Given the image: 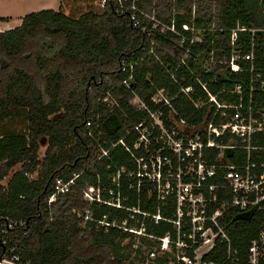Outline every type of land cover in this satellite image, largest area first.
<instances>
[{
	"label": "trees",
	"instance_id": "16d2710c",
	"mask_svg": "<svg viewBox=\"0 0 264 264\" xmlns=\"http://www.w3.org/2000/svg\"><path fill=\"white\" fill-rule=\"evenodd\" d=\"M136 5L162 24L173 21L177 32L189 40L191 34L181 26L193 23L202 41L181 43L177 34L152 31L147 19H142L146 25L142 32L111 0L100 13L90 10L77 18L60 7L32 12L17 27L0 31V182L19 166L5 187L0 184V217L26 222V235L22 229L8 241L16 237L23 258L31 264H134L129 260L130 246L122 248L116 241L123 228L142 229L144 235L139 238L150 251H159L158 242L147 235H175L172 224L152 218L156 214L173 218V195L158 199L155 183L146 176L137 187V174L151 172L149 160L161 145L155 142L154 131L149 147L133 148L138 134L131 130L147 116L131 106L134 96L154 111L157 107L151 97L163 88L173 97L175 118L194 126H200L204 117L207 123L213 110L208 113L205 106L196 111L179 91L192 86L193 98L205 103L208 97L199 82L219 102L236 105L240 99L251 100L254 110L264 111V0H139ZM237 26L244 31H238L231 44L230 35ZM149 50L153 54L146 55ZM130 53L139 59L133 80L128 86L119 85L127 77L119 61ZM233 55H252V59L242 61V71L233 72L227 64ZM236 86H241L240 94L232 92ZM107 92L117 105L109 107L102 101ZM22 114L27 124L24 132L3 130V121ZM167 114L168 108L163 117L166 126ZM86 122L92 124L93 137L88 136ZM121 138L132 155L121 145L112 147ZM43 139L47 146L39 159ZM252 144L264 147L263 135H256ZM101 150L108 152L99 159ZM163 154L175 171L176 157ZM225 155L233 163L245 158L241 150L235 156L227 150ZM136 159L142 162L137 164ZM259 160L264 161V153H259ZM166 169L162 167V172ZM121 170L117 184L113 183ZM74 175L78 176L69 191L48 204L54 180L67 181ZM88 185L100 188L103 203L83 199ZM116 198L120 207L104 203ZM85 210L91 212L92 220L84 223L77 214ZM231 214L225 222L226 233L237 248L238 264H246L248 242L257 233L259 218ZM103 219L109 226L98 223ZM135 252L141 254L139 248ZM223 256L220 245L206 258L221 261ZM166 257H156L155 263L167 264ZM169 257L174 261L173 255Z\"/></svg>",
	"mask_w": 264,
	"mask_h": 264
},
{
	"label": "built area",
	"instance_id": "2783aa9c",
	"mask_svg": "<svg viewBox=\"0 0 264 264\" xmlns=\"http://www.w3.org/2000/svg\"><path fill=\"white\" fill-rule=\"evenodd\" d=\"M106 1L102 0L103 4ZM111 1L119 5L117 9L119 13H127L132 27L146 32V25L142 24V19H147L151 22L152 31L158 30L159 33L169 31L177 34L181 43L189 40L187 36L177 32L173 21L170 25L162 24L153 15L140 10L136 5L139 0ZM181 29L191 34L189 40L191 44L202 41L200 35H196L193 23L183 24ZM238 31H244V29L237 26L232 30L231 44L235 42ZM152 45L151 42L150 46ZM148 54H153V50H149L146 55ZM185 58H181L180 63L189 70ZM251 59L252 55L244 57L233 55L227 64L231 71L240 72L242 61ZM138 62L139 59L134 53L120 59V71L127 73V77L119 85L128 86L132 82L133 71ZM199 85L207 94L208 101L205 103H201L200 98L197 100L193 98L192 86L181 87L179 93L194 105L196 111L205 106L208 107V113L213 110L209 121L205 123L204 117L200 126L191 125L182 118H175L176 112L171 103L173 97L163 88L158 89L151 97V103L157 107L154 111H150L146 103L137 96L130 101L131 106L137 111L147 113V116L131 130L138 134L133 148L137 150L141 146L145 149L149 147L154 131H157V135L153 138L161 145L155 151L156 157H151L149 160L151 172L137 174V178L140 179L137 187L143 185L144 181L141 178L146 176L150 182L155 183L158 199L165 201L167 197L173 195L175 201L173 218L164 219L159 214L152 216L154 222L162 220L172 224L175 235L172 236L170 232H166L162 237L147 236L158 242V248L164 255L175 253L172 264H238L237 248L233 247L226 233L225 222L227 223L230 215H233L232 211L242 215L256 214L259 225L256 235L248 242L246 264H264V161L259 160V153H264V147L252 144L256 135L262 134L264 137V111L259 108L254 110L251 100L243 103L240 99L236 105L219 102L217 96L208 92L206 84L199 82ZM240 91L241 86H236L232 92L240 94ZM102 101L109 107L117 105L108 92ZM166 108H168V114L165 118L169 123L168 126L163 121ZM216 119H218L217 122ZM177 125L190 126L193 131L189 133L185 130H177ZM91 126V122H86V127ZM88 136L93 137L91 128ZM123 139L112 144V147L121 145L132 155ZM227 150L233 151V156L235 151H244V160L231 162L225 155ZM107 152L101 150L99 159L107 156ZM165 152L172 153L176 157L175 171L172 170L168 156L163 154ZM136 161L140 164L142 159H136ZM162 167H167L165 173L162 172ZM142 169L145 171L146 166L143 165ZM121 172L123 170L112 178L113 183L117 184ZM77 176L74 175L67 181L56 178L53 183V192L47 198L48 204L58 195L66 194L70 186L74 185ZM82 194L83 199L89 204L103 203L99 187L88 185ZM109 195H112V191H109ZM104 203L120 207L117 198ZM77 216L83 218L84 223L92 220L89 210H85L83 214L78 213ZM98 223L101 226H109L105 219ZM19 230H22V235H26L28 229L25 221L0 217V248H2L0 264H31L23 258L18 240L14 239L16 237L12 239V243L8 241V238L15 236ZM135 230L123 228V231L129 234H136ZM139 235L144 233L139 232ZM220 245L224 255L221 261L206 258ZM150 256L154 257V253L151 252Z\"/></svg>",
	"mask_w": 264,
	"mask_h": 264
},
{
	"label": "rangeland",
	"instance_id": "374dc122",
	"mask_svg": "<svg viewBox=\"0 0 264 264\" xmlns=\"http://www.w3.org/2000/svg\"><path fill=\"white\" fill-rule=\"evenodd\" d=\"M104 5L105 4H103L102 0H0V17L9 19V22L12 23L10 27H17L19 25L17 24V22H21V18L32 12H39L44 9H53L55 11H58L60 7L65 14L77 18L80 14H84L85 12L90 10L96 13H100L103 10ZM5 24V21H0V26ZM1 124H3L4 126L3 130L14 133L24 132L27 125L23 119V114L20 118L12 117L10 120L3 121ZM177 130H185L189 133H192L193 131L191 127L187 125H177ZM46 146L47 144L45 139L41 140L40 148L38 151L39 159H42L44 157ZM18 169L19 166L14 167L10 171L9 176L2 180L0 184L5 187L9 177ZM31 178H35V175ZM124 222L125 221H123V223ZM133 229H136V234H133L134 236H126L124 235L125 232L123 231V234H121V236H118V238L116 239V241L120 242V246L122 248H124L125 246H130L131 255L129 260H131L134 264H156V257L167 256V264H172L173 259L169 257V254L164 255V253L160 250L158 251L153 249L150 251L148 248H145L139 238V232H142V229H138L135 227H133ZM137 247L141 251V254L139 255L135 252V250L138 249ZM151 252L154 253V257L150 256ZM170 255H173L175 259L174 252Z\"/></svg>",
	"mask_w": 264,
	"mask_h": 264
},
{
	"label": "crops",
	"instance_id": "0c3cea01",
	"mask_svg": "<svg viewBox=\"0 0 264 264\" xmlns=\"http://www.w3.org/2000/svg\"><path fill=\"white\" fill-rule=\"evenodd\" d=\"M44 10H46V9H44ZM0 18H5V17H0ZM5 23H6L5 25L0 26V31L9 30L11 28H14V27H10L12 25V23L9 22V19L6 20ZM20 23H21L20 21L17 22V24H20Z\"/></svg>",
	"mask_w": 264,
	"mask_h": 264
}]
</instances>
